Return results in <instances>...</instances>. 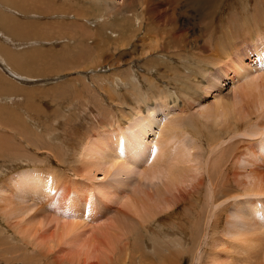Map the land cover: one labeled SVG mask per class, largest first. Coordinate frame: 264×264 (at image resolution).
<instances>
[{
    "label": "rangeland",
    "instance_id": "obj_1",
    "mask_svg": "<svg viewBox=\"0 0 264 264\" xmlns=\"http://www.w3.org/2000/svg\"><path fill=\"white\" fill-rule=\"evenodd\" d=\"M139 1H142V0H139ZM85 2L87 6V11L89 10L88 13H90L91 20L88 21L87 19L85 23H82L79 21L81 19L77 18L74 15L66 17V18H70V19H67V21L69 20L68 22H70L71 19L76 18L73 20V23L71 21L72 25H69L70 31L73 36V41H72V44H70L69 48L68 47L62 48L64 50L58 49L59 51H56V50L43 51L42 49L47 48V46L43 42L40 41V43L42 44L41 45L39 44V41H36V42L34 41L35 43L39 44V46L38 44H36L35 46L34 43L31 42V40L21 42V44H19L20 42H17L18 45L17 43H15V45L13 44L11 45L12 47L11 51L15 55L20 56L22 54L23 57H25L26 55L27 57H25V59L30 60V63H31L30 66H24L23 72L31 75V78L24 77L23 75L22 76L20 75L19 78L18 77L13 78V75L10 73V71L9 70H7L8 72L6 71L7 75H9V79L13 81L12 86L18 87L19 89H23L26 94H23V96H18V98H15L13 96L11 97L12 99H14L13 101H16L14 102V104L15 103L18 104L17 106H14V108L15 107L16 108L12 109V111L17 112L19 118L17 119L16 116L14 115L15 119L12 118V120H9L10 130H8V132L13 138H16V142L12 143L14 146L12 147L10 146L12 150L9 153V156L11 157L6 158V161L4 163L2 161L0 162V184L4 181L6 185V187L5 188L3 187V189L0 191L2 192L0 194V200L4 197L7 199V203L5 204L4 202H2V200L0 201L2 202L0 204H2V206H6L7 208L6 211H4L5 210L4 207H1L0 205V207L4 209L3 210L4 213H2V211L0 212V225L4 226L5 228L6 224L7 226L13 225V222L15 221V219H16V222H19V220L15 217L18 216L20 211H22V214L24 215L22 208H27V209L30 208L29 214H35V213H37L38 215L40 214L39 218L35 220L36 225H38V223L47 222L51 220V218L53 217L54 209L53 210L48 209L47 204L44 205L47 209L44 208L43 210H40L41 204L39 202L44 203L46 201L44 197L41 198L40 201L35 202L31 200L30 194L29 196L25 197L24 193L15 194L14 192L15 190L13 186L14 179L12 181L11 179L15 177V180L18 181V182L15 181V183L18 184L21 182V180L18 179V176L24 175L26 173H33L31 175L39 179L38 184H41L42 181L45 183L47 180H50L49 185L51 188H54V190L57 187H59V185H62V188L65 191L68 190V194L66 195L65 198L70 197L72 201H73V198L75 200L76 209H77L76 213L78 214V220L76 222L77 223L80 222L79 223L80 230L83 225H86L85 227L89 228L88 226L90 224L92 225L97 224L98 226H107L110 223H111L110 226L113 227L114 229L121 228V230H123V227H125L123 225L126 222L125 216H122L123 214L124 215L126 214L132 218L136 216L134 215V213H137V212H138V215H142L140 213H144L145 215L146 212L148 213L149 211H151L150 213L156 212V214H158L156 216H155V213L154 215L152 214L154 216L151 218L152 220L147 219L146 222H143L144 229H142V231L139 230L137 233L136 230H132V231L130 230V234L126 236L125 238L118 237L116 239L119 242L118 245L120 247V250H121V247L124 245H127L129 249H131L132 246L134 245L133 255L132 253H130L131 251L126 250L127 246H125V248L121 250V251L123 250L126 251V252L123 251L124 255H123L122 264H124V260L126 257H130L127 259L126 264H160V261H165L166 264H169L170 261H173L174 263H176L179 260L181 261L180 264H191V263L192 264H202V263L205 264L206 263L205 259H208L210 257L211 259L210 260L208 259L209 261L215 259L216 261L223 263L224 261L226 262L227 260V259H223V257L224 258L230 257V255H228L230 252H232L230 253L231 254L230 260L233 257L232 261L240 258L242 260L246 259L245 262H243L242 264H245V263L249 264L250 262L252 264H264V261H263L264 260V248H263L264 246L263 247H257V246L253 247L252 252L249 254V256H247L245 247H247L249 243L243 244L244 242H247L244 237H242V240H243L242 243L238 244L239 246L242 245L240 246V248L244 247L242 250L245 252L242 255L234 254L233 248L237 245V243L233 242L232 241L233 239L228 241L229 237H231V234L232 236L233 235L237 236L238 234H241L247 230L246 221L245 219H243V217H247V215H245L246 213L242 215L240 213L241 210H244L245 208L249 210V208H251V210H256L255 212H260V215L262 214L264 217V196L259 195L257 197L256 196L249 197V195L247 193H243V190H242L243 188H247L248 186H250L252 182H253L252 185H255V183L257 184L259 182V181L256 182L257 180L255 181V179L257 178L255 177L254 174H253V177H255V179L252 177V175L250 174L247 175V172H249L248 171L249 169L257 170L258 172H260V169H264V166L261 165V162L260 161L258 162L257 160L259 156L262 154L261 152H263L264 154V149H263L264 148V135L262 137L257 136L256 138H254V140L252 139L253 137H250L251 139H247L249 137H246V134L242 133V132L245 133V131H243L245 129L244 126L246 125L245 121L239 124H236V126L239 125V132H240L239 135L236 134L237 135L235 137L236 139L234 138L233 140H228L233 136L232 132H229L228 134L223 135L222 133L223 131H221L220 133H222L221 134L222 136L219 133V135L222 137L221 138L222 140L220 139L221 140L220 143H222L221 145L222 148L219 147L218 148L219 150L223 149L225 146L229 145V143L231 144L232 143L231 141L235 140L234 142H236V147L238 151L240 147H242L240 151L241 152L243 151L242 153L241 152L238 153L237 151L238 154L236 155L235 162L236 163L239 162V163L237 164L235 163L236 165L232 167V170L234 172L236 171V173L235 175L233 174L234 177L230 176V178L232 179H229L231 181V185L233 189H230L231 194L228 196L233 198V200L228 201V199L230 198L229 197L227 198V196L226 198L218 196V199H217L219 201V202L217 201L218 202L217 207H219L222 203H223L222 204L223 207H226L225 209L221 206L219 207V209L216 208L218 210L224 209L222 210V213H221V225L219 226V232L220 231L221 233L223 232V237L225 241L224 239L217 240V236L216 234L215 235L213 234L214 232H212L213 231L212 229L208 227L209 228L208 230V228L206 229L205 227H203L205 226L203 222H202L203 225L201 224V226L199 227L200 231L198 232L199 234H203L205 232L204 237H203L205 239L202 240V237H201L200 240L199 239L189 240V233L186 232L188 231V229L190 231V225L196 222L197 220V217H195L196 215L198 216L199 214L203 213L205 209L207 212L205 211L204 213H208V206H206L205 208V203H207L206 195L208 196V192H209L206 173L209 171L207 168L209 167L208 165H211V163L209 162V157H207V155L209 154L210 158L213 159V157L217 158L220 152L219 153L215 152L217 156L211 155L210 154L211 152L209 151H211L212 148L209 146V142L207 141V138L206 137L204 138V136H201V135H199L198 137L193 133L191 135L190 132H188V134L190 135L188 134L183 135L184 137H181L182 135L177 136V137L171 136L168 139L169 143L166 142L167 138H165L164 135H162L160 138L157 135V133L163 128V126L167 124L169 119H172L174 118V116L175 117L177 116V115H174L176 113L172 114L173 117L167 116L169 111L167 110L165 112L164 110L161 109V106H160L163 100L168 101V103L170 102L168 105L169 110H172L173 108L175 109V107L178 105L181 106L180 104L182 105L186 104L185 106L186 107L188 106L190 108V111L193 114H196L194 112L198 113L199 111H202V109H205L204 107L207 106L208 103L210 104L212 102V95L214 93L212 95L203 94L204 93L203 90L205 86L204 84L206 83L204 79L199 77L198 72L204 69H207V65L209 64L210 61H212L214 64V73L216 71V75H220V73L222 72V69H221L222 65L218 64L219 56H217L218 53L221 52V50H219L218 48L220 37L227 36L229 34L227 37L232 35L233 38L237 39L238 34L239 36H241L244 30L247 31V29L250 27H251L250 29H252L253 28L252 26L254 24H257L264 28V21L261 19L262 17L264 18V16H261V13L262 15H264L263 13L264 5H261L259 0H242V1L241 0H205V1L203 0H168V1L167 0H152L153 4L151 3L152 4L151 7H153V14L155 15L151 13L152 16H150L151 18L150 21L143 22V27H140V22L136 21V19L133 17L135 13L139 14V10L137 9L138 6H136L137 0H85ZM206 2L207 4H205ZM207 5L209 6L206 8ZM156 6L159 8H157ZM254 6H257V7L254 8ZM252 8H254L255 10ZM256 8L258 9V11ZM256 11L258 12V14ZM254 14L257 15V17L260 19H257V17L255 18ZM247 15L248 16L250 15V16L248 17ZM34 17L35 15L31 13V14H28L26 18L28 19L27 21H30V23H35V22L38 23L41 21L39 18H34ZM235 17L237 18V20L233 21V19L234 20L236 19ZM250 17L251 19H249ZM21 18L25 20L23 17ZM52 18L53 20L56 19V17H52ZM52 18H48V19L45 18V20L47 21L49 19L52 20ZM231 18H232V21H231ZM249 20L252 22H250ZM94 21H96V23ZM226 21L229 22L227 23L230 26H228L227 23H226L227 25H225ZM234 22L235 24H232ZM88 23L92 24L93 26ZM75 24L76 25L78 24L77 25L78 28L75 27ZM84 24L85 25L88 24L86 25L87 28ZM238 24H239V27H237ZM83 25L85 26L84 29H83ZM242 25H244V27ZM173 26L174 27L177 26V27L174 28ZM232 26L235 27L236 29H234ZM91 27L93 29H90ZM231 27L233 31H231ZM242 28H245V29L242 30ZM228 30L230 33L228 32ZM234 30L235 31L239 30L240 32L241 31L242 32L240 34V32L237 31L238 33L234 35V32H235ZM225 32L227 34H225ZM212 34H213V37H212ZM110 37L112 38V40H109ZM179 37H182L183 40L179 39ZM208 37L211 40H209ZM13 40L14 39H12L11 42ZM242 41H243L242 45H237L235 43V45L233 44L234 47H231V48H241L243 49L242 52H244L245 50L244 48H248V51L244 53L245 59L243 63H245L246 65L249 64V66L252 65L251 63H249V59L252 58V60H255L252 63L259 66L260 62L256 63V59L253 56L252 51L250 49V46L252 45V43H249V42L244 43V38H242ZM155 46H158V48L156 49L158 50V53L156 52L157 56L152 55V54L149 55L148 49L155 47ZM210 46L212 47V49ZM106 49H108V51ZM115 49H119V51L121 52V56H119V54L117 55L114 53ZM161 49L162 50L164 49V50L161 51ZM30 52L34 53V55L32 54L31 56ZM146 52L148 54H146ZM138 54H140V56ZM213 54L215 55V57L213 56ZM158 56L159 57L161 56V57L159 58ZM94 63H96V65ZM145 63H147V65ZM158 64L160 66H158ZM259 68L261 69V67ZM179 70L180 72H178ZM250 70L252 72L249 71V74H252L254 72L255 73L253 75L260 74L259 75L260 78L259 80L256 81V83L260 82L261 77L264 75V73H262L263 75L261 74V72H264L263 69L262 71L258 72L259 74L256 72L257 67H252ZM132 71L136 72L133 78L131 76ZM141 71H144V72H141ZM173 71H175V73ZM113 73L118 74V75L122 73L123 75L121 74V76L123 77L125 76V78L128 77V75L130 74L129 76L131 79L130 81H129V78L128 80L126 79V85H123V86L120 85L119 89H114L112 87L114 92L111 91L110 93L107 90L108 87L110 86H101L99 83L97 84L98 79H96L95 77L97 76V78H104V77H108L109 75L112 76ZM137 73H139V75ZM53 74H59V75H56L57 77L55 78L46 79V80L43 79L45 81H43L41 78L34 77V76H49ZM160 75L161 77H159ZM182 75H185V76L183 77ZM228 75L233 76V73H228ZM179 76H182V77H179ZM259 76H257V78ZM144 78L146 79L144 80ZM19 79H22V80L19 81ZM151 79L153 80L151 81ZM147 80H149V82H147ZM180 80H182L181 83L179 82ZM246 80L248 81V79ZM246 80L241 81L239 84H236L235 89L233 88L234 86L231 85L232 82H228V81L224 82L225 85H222L221 87L222 88L221 94L226 99L233 97V95L236 93L234 96L235 97L234 104L237 102L235 104V107L238 108L239 107L238 105H240L239 101H241L242 105L240 106H242L245 109V110L243 109L245 111V114L254 112L256 107L259 108L257 103H256L257 105L254 104V101H257L256 93L258 92H256L257 90H255L254 92L255 95L254 94L252 95L251 93L248 94L249 92L246 90L247 88ZM249 80H255V79L251 78ZM175 81L178 82L179 84L175 83ZM38 82H41V83H38ZM130 82H132L133 85ZM149 83H152V84L150 85ZM190 85L191 87H189ZM133 86L135 88L137 87L136 91ZM181 87L184 88V90ZM177 89L179 90L176 91ZM155 90L161 91L160 96L162 97V101L159 99L158 92H156L155 94ZM191 90L193 91L191 92ZM126 91L129 93H127ZM186 92L187 94H184ZM196 92L198 93L196 94ZM109 93L113 95V98H114L113 101L110 100L109 95H108ZM185 96L188 99H185ZM149 97H150V100H149ZM25 98L27 99V102ZM173 98L176 99L178 102L175 101ZM179 100H182V101H179ZM251 100H253L252 101L253 103H250ZM187 101H189L188 105H187L188 103ZM242 102H244V104ZM139 103L141 105H139ZM144 103L145 105H143ZM251 104H253L254 106L256 105V107H254ZM201 105L203 107H201ZM138 107L139 109H137ZM135 109H137L139 112L137 113V110ZM145 109H150L151 112L155 114L158 129L155 128L154 132L156 133L154 135H149L148 137L149 139L147 138L144 141L145 147L148 146V150H147L148 152L143 157L138 156L137 157L139 158L138 160L136 158L138 162L136 166H133L127 163L125 168L129 170H120L119 166L116 168H110L108 170L109 167L107 166L106 168V166H104L107 162V159H106L107 156L100 155L101 156L100 157V156L95 155L94 159H92L90 163L86 164V166L90 168H87V167L83 168V163L85 165V162L83 160H82L83 163L81 162L80 154H81L82 147L84 144L88 143V141H92L93 139L97 137L100 138V136H102V138L100 139L103 140V144L104 143L106 144L105 138H107L108 135H110L111 139L113 140V138H116L120 135V133L123 131L124 128H125L124 131H126L127 130L126 127L129 129L133 127L132 124L136 125L137 121H139V116H141L142 114L145 115V111H146ZM260 110L262 111L264 109H260ZM135 113L138 116V118L135 115ZM108 114L110 115V118L105 117V115L108 116ZM254 117L252 116L251 120ZM165 119H167V121ZM31 120H34L35 122H31ZM161 122L164 123V124L162 123L163 124L162 127L159 126L161 125L160 124ZM251 123L252 122L250 121V126H251ZM255 123L256 122H253V124ZM111 124L113 125L112 127L109 126ZM210 124L211 123L209 121L206 124L208 127L209 126L211 127L209 129H215V130L221 129V128L220 129L217 128V126L215 125H210ZM233 124L235 125V123ZM212 126H215V128L214 127L212 128ZM250 126L249 128H247L249 131L253 130L255 132H259L258 130H256L257 127L255 128V125L254 126L252 125L251 127ZM18 127H19V130H22L24 134L26 135L28 134L25 139L19 138L20 132L17 129ZM223 128L224 127H222V129ZM262 131H264V129ZM29 132H31L32 137L29 135ZM126 133L128 135V132ZM36 137L38 138L37 140H36ZM178 138H180V140ZM238 138H241V139H238ZM170 139L173 141L175 140L174 143L173 141H170ZM155 140H158L159 143ZM176 140H178V143ZM224 140L226 141L225 143H227L225 146L223 144L224 142H222ZM239 140L240 142L243 140L245 141V143L243 141L240 143ZM246 140L251 141L252 144L248 145L246 143ZM30 143L32 144L33 147L31 146ZM175 144L177 145L175 146ZM37 145H39L40 147ZM166 145H168V148ZM244 146L249 147V148H245ZM171 147H172V150H171ZM20 148L23 149L25 152H27L26 156L28 155L27 157H30V160H27L25 158H19V157L16 158L14 156L16 152H19L18 150H20ZM169 148H170V151H169ZM174 148H177V150ZM173 150L175 153L181 152L180 155L181 154L182 155H181L180 160L182 161V164L184 163L183 160H187L186 163L184 164L185 168L183 167L186 171L184 170L183 174L178 177L179 181L177 180V178L173 179L175 182L174 185L176 187L174 185L169 186V184H167L165 180L164 181L162 180L164 179L163 175L159 176V173L157 175L155 174L156 176H158V177H155L153 175L154 173L151 171V168H152L151 166L147 168H145L144 166V165H147L148 163H151L150 161L151 151H155V154L157 156V162L161 163V162H164V159H166L165 156H168L170 153L172 154ZM249 150L251 154L250 152L248 154ZM252 150H254L253 151L254 153L252 152ZM130 151H131V148H130ZM185 155H186V158L184 157ZM196 155H198L199 157ZM58 156L61 158H59ZM124 156L130 158L129 155L128 156L124 155ZM237 157L240 160L237 159ZM241 157H242V160H241ZM19 159H21V161H19ZM58 159L61 160L62 163H59ZM126 162H130V161L126 160ZM253 162L256 164V166L257 165L259 166L256 167L255 165H253L254 167H252L251 163ZM257 162L260 164H257ZM241 167H243L241 170L242 172H239ZM79 168L83 169V172L81 171L77 174L76 171ZM186 168H188V170ZM233 168L234 169L239 168V170H234ZM257 168H259V170ZM95 169L97 171H95ZM237 172L238 174L240 173L241 175L244 172L245 174L243 173V175H245V178L244 176H240V174L237 175ZM49 174L53 176V178H51ZM217 174H218V171H215L211 174V176L212 177L214 176L213 178H215ZM46 175L50 176L51 179ZM64 176L66 178H64ZM187 179L189 181H187ZM175 180L178 182H176ZM219 180H220L219 184H221V182L223 184L224 181L222 180V178H219ZM57 182L59 185L57 184L56 186ZM59 182H61V184ZM240 182L241 183L244 182L246 183V185H244L243 183L244 186L240 188L241 187ZM166 184L168 186H166ZM157 188H160V189H157ZM40 189L42 190V192H44L43 185H41ZM166 189H168L167 190L168 192L166 191ZM232 190L233 191L235 190V191L233 192ZM55 192L56 191L52 190L51 194H54ZM233 193L235 197L233 196ZM122 194L126 196H123ZM128 194H129V198L127 197ZM235 194H237L239 197L237 198L236 197L237 195ZM132 197H135L134 200L132 199ZM102 199H105V200H102ZM154 200L155 201L157 200V201L155 202ZM223 200L224 202H222ZM133 201H136L137 203L136 202L134 203ZM225 202L226 204H228V206L227 205L224 206ZM124 203H127V205ZM166 203H168L170 207L167 210L166 209L164 210L165 208L164 205H166ZM170 203L172 205H170ZM10 204H12L11 206L13 208L10 206ZM154 204H156L157 207ZM193 204L195 205L197 204V205L195 206ZM16 205L17 207H15ZM89 205L93 206L94 214L98 213V216H96L95 219L94 218L85 219V218L90 217ZM129 206H131V208H129ZM139 207H143V209L145 207V212H141L143 211V209L141 210ZM201 207H202V210H200ZM136 208H139V209L134 210ZM161 210H163V213L160 214ZM9 213H13V214H9ZM150 213L149 215H151ZM204 213L202 215H204ZM188 216L190 220H188ZM203 218H201L200 220L202 221ZM249 218L252 219V217H249ZM96 219H99L100 222L99 221L95 222ZM135 219H137V216ZM155 227L156 228L158 227L159 228L158 231L160 232L162 229L164 235L166 234L165 239L162 238L159 234L158 236H155L153 238L149 237L150 235L148 234L149 231L151 232V234L157 232V229ZM7 228H5L7 230L5 234L7 236L11 235V239H13L12 238L13 232H8ZM0 230H1V227H0ZM224 232H226L227 236H225L226 234L224 235ZM210 234L211 236H209ZM91 236L92 235L90 231H88L87 237H91ZM208 236L210 238L213 237L216 239L212 241L213 238L212 240L208 239L209 238ZM262 237L264 239V235ZM135 240L137 242H135ZM154 241L155 243H158V244L155 245ZM218 241L220 244L218 243ZM222 242H224V244ZM225 242H227V245ZM229 242L234 243L235 246H232V243H229ZM179 245H181V247ZM211 245L212 246L214 245L213 251L216 252V255L211 250ZM154 246H157V247H154ZM228 246H230L231 248L233 247V248L229 249L230 247ZM19 247L21 246H18V244L15 245V243L11 241L12 251L19 249ZM179 247H180V253L177 252V250H179ZM215 247L217 251L214 250ZM181 248L183 250H181ZM224 248L226 252L225 251L223 252ZM186 249L188 251H186ZM190 249H191L190 253H192V255L189 253ZM221 250L223 253H221ZM228 250L230 251L229 253L227 252ZM153 251H157V253ZM183 251L184 253H182ZM210 251L212 254L210 253ZM195 252H197V254ZM125 253H127V256ZM226 253H228L227 256H226ZM65 254H66L65 257L69 258V257H72L74 253L71 254L69 252L68 253L65 252ZM65 254L61 253L60 255L64 257L63 255ZM232 254L234 255L232 256ZM209 255H213V257ZM120 256L122 255L120 254ZM140 256L141 258H139ZM167 256H170L171 258H168ZM82 258L84 257L80 255L79 260H81ZM82 261L83 259L81 260V262L73 263V264H81ZM107 263L111 264L109 262ZM113 264H119V262L115 261Z\"/></svg>",
    "mask_w": 264,
    "mask_h": 264
},
{
    "label": "bare ground",
    "instance_id": "obj_2",
    "mask_svg": "<svg viewBox=\"0 0 264 264\" xmlns=\"http://www.w3.org/2000/svg\"><path fill=\"white\" fill-rule=\"evenodd\" d=\"M203 1H205V0H203ZM153 2H155V1H153ZM259 2H260L261 5H264V0H259ZM151 3H152V0H142V1L137 0V2H136V6H138L137 9L139 10V14L135 13L133 17L136 19V21L140 22V27H143V22H145V21L149 22L150 19H151L150 18V16H152L151 13L153 14V7H151V5L153 3L152 4ZM205 4H207V2ZM211 4H212V2H211ZM209 5H207L206 8ZM255 7H257V6H254V8ZM157 8H159V7H157ZM254 8H252V9H254ZM245 10H247V9H245ZM88 11H87V6H86L85 0H0V162L2 161L4 163L6 161V158L11 157V156H9V153L12 150L11 147L14 146L12 143L16 142V138H13L10 135V133L8 132V130H10L9 120H12V118L15 119L14 115L16 116L17 119L19 118L17 112L12 111V109L16 108V107L14 108V106H17L18 104L17 103L14 104V102H16V101H13L14 99H12L11 97L13 96L15 98H18V96H23V94H26L23 89H19L18 87L12 86V82L13 81H11V79H9V75H7L6 71L9 70L10 73L13 75V78L14 77H18L19 78L20 75L21 76L23 75L24 77L31 78V75L23 72L24 66H30V64H31L30 60L25 59V57H27L26 55H25V57H23L22 54L20 56L15 55L11 51V49H12L11 45L12 44L15 45V43H17V42H20L19 44H21V42L31 40V42L34 43L35 46H36V44H38V43H35L36 41H39V44H41L40 41L43 42L47 46L46 49H42L43 51H48V50L59 51L58 49L61 50L62 48H66V47L69 48L70 44H72V41H73V36H72L71 31H70L69 25H72L73 20L76 19V18L71 19V21H72V23H71V21L70 22H68L69 20L67 21V19H70V18H66V17L74 15L77 18L81 19V20H79L80 22L85 23L87 19H88V21L91 20L90 13H88ZM257 11H258V9H257ZM31 13H33L35 15L34 18H39L41 21L38 22V23H36V22L35 23H30V21H27L28 19L26 17L28 16V14H31ZM257 14H258V12H257ZM153 15H155V14H153ZM261 16H264V15H262V13H261ZM21 17H23L25 20H23ZM52 17H56V19L53 20ZM243 17H244V15H243ZM256 17H257V15H255V18ZM45 18L46 19L52 18V20L49 19L47 21V20H45ZM249 19H251V17ZM257 19H260V18L257 17ZM261 19L264 21L263 17ZM100 20H101V18H100ZM227 20H229V19H227ZM236 20H237V18L235 20L233 19V21H236ZM133 21H135V20H133ZM231 21H232V18H231ZM94 22L96 23V21H94ZM97 22H99V21H97ZM227 22L228 21L225 22V25H227L229 23V22L228 23ZM250 22H252V21H250ZM237 23H238V21H237ZM244 23H246V22H244ZM88 24H90V23H88ZM88 24H86V25H88ZM232 24H235V22L232 23ZM77 25L75 24V27L78 28ZM84 25H83V29L86 26V25L85 26ZM90 25H92V24H90ZM100 25H102V24H100ZM228 26H230V25L228 24ZM242 26L244 27V25H242ZM249 26H250V24H249ZM176 27H174V28H176ZM232 27H231V31H233ZM237 27H239V24H238ZM252 27H253L252 29H250L251 27L248 28L247 31L244 30L245 28H242V30H244L245 34H244V32H243V34H241L242 31L240 32L239 30H237L241 34V36H239V34H238V38L237 39L233 38L232 35L227 37L229 34L227 36H221L220 37L218 48H219V50H221V52L218 53V55H217V56H219L218 64L222 65V67H221L222 72L220 73V75H216V71L214 73V64H213L212 61H210L209 64L207 65V69H204V70L198 72L199 77L204 79L205 83H206V84H204L205 86H204V90H203L204 93L203 94L212 95L214 93L212 95V102L210 104L208 103L207 106L204 107L205 109H202V111H199L198 113L194 112L196 114H193L190 111V108L188 106L187 107L185 106L186 104L185 105L180 104L181 106L178 105L179 107L176 106L175 109L173 108L172 110H169L168 109V105H169L170 102L168 103V101H166V100L162 101V97L160 96L162 90L161 89H160L161 91H159V90L156 91L155 90V94H156V92H158L159 99L162 101V102L160 101L161 102V104H160L161 109L164 110L165 112L167 110L169 111L167 116L168 117L169 116L173 117L172 114H174V113H176L174 115H177L176 117L174 116V118L169 119L167 124L165 123L166 125H164L163 128L157 133L159 138L162 135H164V137L167 138L166 142L169 143L168 139L171 136H176L177 137V136H181L182 135L181 137H184L183 135H186V134H188V132H190L191 135L193 133V134H195L198 137H199V135H201V136H204V138L205 137L207 138V141L209 142V146L212 148L211 151L208 150L209 152H211L210 153L211 155H213V156L216 155L217 156L216 153L220 152L218 154L217 158L213 157V159L210 158L209 154L207 155V157H209V162L211 163V165H208L209 167L207 169L209 171L206 173L209 192H208V196L206 195L207 203H205V208H206V206H208V213H204L206 211V209H205L204 212L202 211L204 213V215H202L203 213H201L198 216L197 215L195 216V217H197L196 222H194L192 225H190V231H189V229H188V231H186V232L189 233V240H191V239H194V240H198L199 239L200 240L201 237H202V240L205 239V238H203L204 237V233H205L204 230H203V232H204L203 234H199V232H198V231H200L199 227L201 226L202 222H203V224H205V226H203V227H205L206 229L209 227L210 229L213 230V231L212 230L211 231L214 232L213 233L214 235L216 234L217 240H223L224 239L223 232L222 233H221V231L219 232V226L221 225V213H222V210H224L226 207H223V205H222L223 203L222 204L219 203V204H221L220 206L223 207L224 209L221 208L222 210H218L220 206L218 205L219 207H217V203L219 202L217 199H218V196H221V197H224V198H226V196H227V198H228L229 197L228 195L231 194L230 189H233V187H232L231 181L229 179H232V178H230V176L234 177V175L236 173V171L234 172L232 170V167H234L237 163H239V162H237V163L235 162V158H236V155L239 152H241L240 149L242 147H240V149L238 151V149L236 147V142H234L235 140L231 141L232 142L231 144L229 143V145L225 146L227 143H225L226 141L224 140L222 142H224L223 144H224L225 147L224 146L223 147L225 149L223 148V149L219 150L218 149L219 147L222 148V146H221L222 143H220V141L222 140L221 139L222 138L221 134L223 133V135H224V134H228L229 132H232L233 136L230 139H228V140H233L237 135L240 134L239 125L236 126V124H239V123L245 121L246 125L244 126L245 129L243 130V131H245V133L244 132H242V133L246 134V137H249L247 139H251L250 137H253L252 139L254 140V138H256L257 136L258 137H260V136L262 137L264 135V131H262L264 129V110H262V111L260 110V109H264V75L262 74L264 72H261V74L263 75L261 77V81L256 83V81L259 80V78H260V76H259L260 74L258 72L262 71V69L264 71V28L259 26V25H257V24H254ZM86 28H87V26H86ZM233 28L236 29L235 27H233ZM90 29H93V28L91 27ZM211 29H209V30H211ZM237 31L234 32V35H236V33H238ZM226 32H225V34H227ZM228 32H229V30H228ZM76 33H78V32H76ZM216 33H217V31H216ZM182 37H179V39H182ZM212 37H213V34H212ZM242 38H244V43H247V42L252 43V45L250 46V49L252 51L253 56L256 59V63L260 62L259 66H257L254 63H252V62L255 61V60H252V58L249 59V63H251L252 65L249 66V64L246 65L245 63H243L244 59H245L244 58V53H246L248 51V48H244L245 49L244 52H242L243 49H241V48H231V47H234L235 43L237 45H242V43H243ZM12 39H14V40L11 42ZM101 40H103V39H101ZM109 40H112V38L110 37ZM209 40H211V39L209 38ZM215 41H216V39H215ZM99 42H98V44H99ZM215 43H217V42H215ZM39 44H38V46H39ZM17 45H18V43H17ZM112 48H110V49H112ZM157 48H158V46H155V47H152V48L148 49L149 55L152 54V55H156L157 56V53H158V50H156ZM160 48H162V47H160ZM120 49H121V47H120ZM211 49H212V47H211ZM62 50H64V49H62ZM106 50L108 51V49H106ZM163 50L161 49V51H163ZM114 53L117 54V55L119 54V56H121V52L119 51V49H115ZM32 54L34 55V53L30 52L31 56H32ZM146 54H148V53L146 52ZM138 55L140 56V54H138ZM193 55H194V53H193ZM183 56H184V54H183ZM213 56L215 57L214 54H213ZM163 57H164V55H163ZM169 60H170V58H169ZM180 62H181V60H180ZM94 64L96 65V63H94ZM145 64L147 65V63H145ZM181 65H183V64H181ZM158 66H160V65L158 64ZM252 67H257L256 72L259 75H253L255 73L254 72L255 70L253 71L254 73L249 74V71H251L250 69ZM259 67H261V69ZM141 72H144V71H141ZM173 72L175 73V71H173ZM178 72H180V70ZM228 73H233V76L228 75ZM121 74L118 75V74H114L113 73L112 76L111 75H109V76L107 75L108 77H104L103 76L104 78H97V76H96L95 78L98 79L97 80V84L99 83L101 86H110V87H108L107 90L111 93V91H113V88L114 89H119L120 85H122V86L126 85V79L128 80V78H129V81H130V79H131L130 76H129L130 74L126 78H125V76L124 77L121 76ZM135 74H136V72H134V71L131 72L132 78L135 76ZM137 74L139 75V73H137ZM27 75H29L30 77L27 76ZM56 75H59V74H53V75H49V76H34V77H38V78H41L42 80L43 79L46 80V79L55 78V77H57ZM174 75H176V74H174ZM182 76L184 77L185 75H182ZM182 76H179V77H182ZM257 76H259V77L257 78ZM159 77H161V75ZM174 77H176V76H174ZM174 77H173V79H174ZM251 78H253L255 80H249ZM139 79H141V78H139ZM145 79L146 78H144V80ZM246 79H248V81ZM20 80H22V79H19V81ZM38 80H40V79H38ZM45 80H43V81H45ZM152 80L153 79H151V81ZM244 80H246V87H247L246 90L249 92L248 94L251 93L252 95L253 94L255 95V93H254L255 90H257L256 92H258V93H256L257 94V98L255 97L257 101H254V104L257 103L259 108L256 107L257 104L255 106L253 104H251L254 107H256V109L254 108L256 112L254 111V112H250V113H246L245 114V111H244L245 109L242 106H240V105H242L241 101H239V103H240V105H238L239 107L238 108L235 107V104L237 102L234 104V99H235L234 96H235L236 93L233 95V97L229 98L230 100L226 99L221 94V90H222L221 87H222V85H225L224 82H226V81L232 82L231 85H233L234 86L233 88L235 89L236 88V84H239L241 81H244ZM147 82H149V80H147ZM179 82L181 83L182 80H180ZM38 83H41V82H38ZM42 83H44V82H42ZM130 83L132 84V82H130ZM175 83H178V82L175 81ZM94 84H93V86H94ZM149 84L151 85L152 83H149ZM172 86H173V84H172ZM189 87H191V85ZM104 88H106V87H104ZM136 88H135V91H136ZM152 88H154V87H152ZM158 88H160V87H158ZM176 88H177V86H176ZM182 89L184 90V88H182ZM178 90L179 89H177L176 91H178ZM148 91H150V90H148ZM192 91L193 90H191V92ZM211 91H213V92H211ZM191 92H190V94H191ZM110 93L108 94L109 98H110L111 101H113L114 100L113 95H111ZM127 93H129V92H127ZM197 93L198 92H196V94ZM184 94H187V92L184 93ZM188 94H189V92H188ZM193 94H194V92H193ZM133 96H134V94H133ZM170 98H168V99H170ZM185 99H188V98L185 96ZM10 100H11V102H10ZM17 100H19V99H17ZM149 100H150V97H149ZM174 100L177 101L176 99H174ZM179 101H182V100H179ZM252 101L253 100H251L250 103H253ZM26 102H27V99H26ZM187 102L186 103L188 105L189 101H187ZM242 103L244 104V102H242ZM183 104H184V102H183ZM139 105H141V104L139 103ZM143 105H145V103ZM190 105H191V103H190ZM251 105H250V107H251ZM192 107H193V105H192ZM201 107H203V106L201 105ZM137 109H139V107ZM137 109H135V110H137ZM250 109H252V108H250ZM145 110H146L145 111V115L142 114L141 116H139V121H137L136 125L132 124L133 125L132 128L128 129L126 127V129H127L126 131H124V129H125L124 128L123 131L120 133V135L118 137H116V138H113V140L111 139V136L108 135L107 138H105L106 144L105 143L103 144V140L100 139V138H102V136H100V138L97 137V138L93 139L92 141H88V143L84 144L83 147H82L81 154H80L81 162L82 163H83V161L85 162V165L83 163V168L84 167L90 168V167L86 166V164L90 163V161L92 159H94L95 155H97V156H100V155L101 156H107V158H106L107 162H106V164L104 163L105 164L104 166H106V168L108 166L109 167L108 170L110 168H116L118 166L120 167V170H129V169L125 168L127 163H129V164H131L133 166H136L138 164L137 160L139 159L137 157L138 156L143 157L148 152L147 151L148 150V146L145 147L144 141L149 137V135H154L156 133V132H154V130H155V128H157V122H156L155 114L152 113L150 109H145ZM138 112L139 111L137 110V113ZM135 115H136V113H135ZM252 116L253 117L255 116V117L251 120ZM105 117L106 118L107 117L110 118V115L109 114H108V116L105 115ZM137 118H138V116H137ZM165 120L167 121V119H165ZM208 121L211 123L210 125H215V126H217V128H219V129L221 128V129L220 130L209 129L211 127L210 126L208 127L206 125ZM250 121L252 122L251 126L255 125V128L256 127L258 128V129L256 128V130H258L260 133L259 132H255L253 130L249 131L247 129L250 126ZM31 122H35V121L31 120ZM253 122H256V123L253 124ZM162 123L163 122H161L160 123L161 125H159V126L162 127V125L164 124V123L163 124ZM233 123H235V125ZM109 126L112 127L113 125L111 124ZM215 126H212V128L213 127L215 128ZM222 127H224V128L222 129ZM17 129L19 130V127ZM221 131H223V132L220 133ZM19 132H20V137H19L20 139H25L26 136L28 135V134L27 135L24 134L22 130H19ZM126 132H128L129 137H128ZM110 133H112V132H110ZM117 133H118V131H117ZM219 133H220L221 136L219 135ZM190 134H188V135H190ZM29 135L32 137L31 132H29ZM115 136H117V135H115ZM190 137H192V136H190ZM10 138H11V140H10ZM180 138H178V139L180 140ZM37 139L38 138L36 137V140ZM171 139H170V141H173ZM238 139H241V138H238ZM155 141H157L159 143L158 140H155ZM174 141H173V143H174ZM176 141L178 143V140H176ZM239 142H240V140H239ZM243 142L245 143V141H243ZM246 143L248 145L252 144V142L248 141V140H246ZM176 145L177 144H175V146ZM31 146H32V144H31ZM37 146H39V145H37ZM166 146L168 148V145H166ZM104 148H105V150H104ZM130 148H131V151H130ZM245 148H249V147H245ZM174 149L177 150V148H174ZM171 150H172V147H171ZM18 151L19 152H16V154H14V156L16 158L19 157V158H25L27 160H30V157H27L28 155L26 156L27 152H25L21 148ZM48 151H50V150H48ZM169 151H170V148H169ZM237 151H238V153H237ZM253 151L254 150H252V152ZM249 152H250V150L248 151V154H249ZM173 153H175L174 150L172 151V154L170 153L168 156H165L166 159H164V162L160 161L161 163H158L155 151H151V153H150V158H151L150 161H151V163H148L147 165H144L145 168H147L149 166L152 167L151 171L154 173L153 175L155 177H158V176H156L158 173H159V176L163 175L164 179H162L161 177L160 178L163 181L165 180V182L167 184H169V186L174 185L175 182H174L173 179L177 178V180H178V177L183 174V172L185 170L184 169L185 168L184 164L187 161V160H183L182 159L183 162H184L182 164V161L180 160L181 155H182V154L180 155L181 152H178V153H175V154H173ZM256 153H257V151H256ZM261 153L262 154L259 156V158L257 160H258V162L260 161L261 165L264 166V154H263V152H261ZM250 154H251V152H250ZM124 155H126V156L129 155L130 158L125 157ZM191 156H193V155H191ZM196 156H198V155H196ZM249 156H251V155H249ZM184 157L186 158V155ZM55 158H57V157H55ZM59 158H61V157H59ZM136 158H137V160H136ZM239 158H240V156H239ZM239 158L237 157V159H239ZM126 160H128L130 162H126ZM241 160H242V157H241ZM19 161H21V159H19ZM200 161H201V159H200ZM207 161H208V159H207ZM58 162L62 163V161L59 160V159H58ZM258 162H257V164H260ZM253 163H251L252 167H254L253 165L256 166V164L255 163L253 164ZM257 166H259V165H257ZM188 168H186V169L188 170ZM242 168L243 167H241L240 170H239V168L238 169H234L233 168V169L234 170H239V172H242L241 171ZM257 169L259 170V168H257ZM108 170H106V171H108ZM81 171L83 172V169L79 168L76 171V173L78 174ZM95 171H97V170L95 169ZM215 171H218V174H217V176H215V178H213L214 176L212 177L211 174L213 172H215ZM248 171L249 172H247V175L250 174L253 177V174H254L257 179H255V177H253V178L255 179V181L257 180L256 182L259 181L258 182L259 184L255 183V185H252L253 182H252V184L250 183L251 184L250 185L251 188H250V186H248V187L246 186L247 188H243L242 189L243 193H247L249 195V197L250 196H256L257 197L259 195L264 196V180H263L264 179L263 178L264 177V169H260V172H258L257 170H252V169H249ZM256 172H258V173H256ZM243 173H242V175L240 173L239 174H240V176H244V178H245V175H243ZM31 174H33V173H26V174L20 175V176L17 175L18 179L21 180V182L18 183V184L15 183V181H16L15 177H13L11 179V181L14 179L13 186L15 188V190H14L15 194L16 193H20V194L24 193L25 197L29 196V194H30L31 200L35 201V202L36 201H40V199L44 197L46 199V201L44 203L39 202L41 204L40 205L41 206L40 210H43L44 208H46L44 205L47 204L48 205V209H50V210L54 209L53 217L49 221L45 220V221H47L49 223L44 222V223H46V224H44L42 222V223H38V225H36L35 220H37V218H39L40 214L39 215L37 213L29 214L30 208L29 209L22 208L24 215L22 214V211H20L18 216L15 217V218H17L19 220V222H16V219H15V221L13 222V225H11V226H9V225L7 226V224L5 225L6 226L5 228L8 227L7 228L8 232H13V234L11 233L13 239H11V235L7 236L5 234V232L7 230L4 228V226L0 225V227H1V230H0V264H43V263H45V264H52V263L53 264H73V263L81 262L82 259H83V261H82L81 264H106L107 262L113 264L115 261H118L119 264H122L123 255H124L123 251H125V250H123V251H121V250L124 249L125 246H127V245H124V246L121 245L122 247H121V250H120V247L118 245L119 242L116 239L118 237L125 238L126 236H128L130 234V230L131 231L132 230H136L137 233H138L139 230L142 231V229H144V225H143L144 223L143 222H146L147 219H151L152 217H154L153 216L154 213H155V216L158 215V214H156V212L150 213L151 211H149L148 213L146 212L145 215H144V213H140L142 215H138V212L136 211L137 213H134V215L137 216V219H135L136 216H134L132 218V217L126 215V214L125 215L123 214L122 216H125V218H126L125 219L126 220V222H125L126 224L124 223L123 226H125V227H123V230H121V228L114 229L113 227L110 226L111 223L109 225H107V226H98L97 224H93V225L90 224L88 226L89 228L85 227L86 225H83L81 230H80V227H79V223L80 222H78V223L76 222L78 220V214L76 213L77 209H76L75 200L73 198V201H72L70 197L65 198L66 195L68 194V190L65 191L62 188V185H59L58 182L56 183V186L58 184L59 187H57L54 190V188H51L50 185H49L50 184V180H47L45 183L42 181L43 183L41 182V184H38V180L39 179L36 178L35 176L31 175ZM239 174L237 172V175H239ZM51 175H52V173H51ZM46 176H48V175H46ZM50 176H48V177L50 178ZM58 176H60V175H58ZM195 177H196V175H195ZM258 177H260V178H258ZM51 178H53V176H51ZM64 178H66V177L64 176ZM219 178H222V180L224 181L223 184H222V182H221V184H219V182H220ZM261 178H263V179H261ZM161 179H159V180H161ZM188 179H187V181H189ZM54 180H55V178H54ZM178 181H176V182H178ZM16 182H18V181H16ZM241 182H242V180H241ZM241 182H240L241 187L239 185L240 188H242V186L246 185V183L243 182L244 183V185H243V183H241ZM59 183L61 184V182H59ZM167 184H166V186H168ZM41 185H43V190H44L45 193L42 192V190L40 189ZM177 186H179V185H177ZM3 187L4 188L6 187L4 181L0 184V191L3 189ZM157 187H159V186H157ZM7 189H9V188H7ZM157 189H160V188H157ZM52 190L56 191V192L54 194H51ZM167 190L168 189H166V191ZM158 192H159V190H158ZM1 193L2 192H0V194ZM175 193H176V191H175ZM249 193H251V194H249ZM235 195H237V194H235ZM123 196H126V195H123ZM233 196H234V193H233ZM127 197L129 198V194H128ZM236 197L238 198L239 196L237 195ZM134 198L135 197H132L133 200H134ZM229 198L230 199H228V201L229 200L230 201L233 200V198H231V197H229ZM1 200H2V202H4V204L7 203V199L5 197L2 198ZM102 200H105V199H102ZM158 200H159V198H158ZM2 202H0V203H2ZM133 202L135 203L136 201H133ZM222 202H224V200ZM124 204L127 205V203H124ZM156 204H154V205L156 206ZM158 204H160V203H158ZM0 205H1V207H4V209H5L4 210V209H2L0 207V212L2 211V213H4V211H6L7 208H6V206H2V204H0ZM11 205L12 204H10V206ZM170 205H172V204L170 203ZM193 205H195V204H193ZM226 205L228 206V204H226V202H225L224 206H226ZM131 206H129V208H131ZM164 206H165L164 210L165 209L167 210L170 207L168 203H166V205H164ZM15 207H17V205ZM89 208H90V212H89L90 217L89 218H85V219H93V218L95 219L96 216H98V213L94 214L93 206L89 205ZM139 208L141 210L143 209V207H139ZM139 208H136L134 210H138ZM216 208H218V209H216ZM191 209H192V207H191ZM146 210H147V208H146ZM200 210H202V207H201ZM189 211H188V213H189ZM255 211L256 210H251V208H249V210L247 208H245L244 210H241V212H240L242 215H244L245 213H246L245 215H247V217H243V219H245V221H246L247 230L244 231L241 234H238L237 236L236 235L232 236V234L230 233L231 237H229L228 241L233 239L232 241L237 243V245L235 246L234 243L229 242V243H232V246H235L234 248L232 247L234 254H241L242 255L246 251L247 256H249V254L252 252L253 247H255V246L263 247L264 246V239L262 237L264 235V217H263L262 214L260 215V212H255ZM141 212H145V207H144L143 211H141ZM13 213H9V214H13ZM149 213L151 215H149ZM161 213H163V210H161L160 214ZM49 214H51V213H49ZM9 216H11V215H9ZM248 216L252 217L253 220L250 219ZM201 218H203L202 221L200 220ZM188 220H190L189 216H188ZM98 221H99V219L95 220V222H98ZM122 221H123V219H122ZM209 228H208V230H209ZM156 229H157V232H156L157 234L156 233L151 234L150 231L149 232L147 231L148 234H150L149 237L153 238L155 236H158V234H159L162 238L165 239L166 234L164 235L162 229H161L162 233L160 231H158L159 230L158 227ZM49 231H50V233H49ZM88 231H90V233L92 235L91 237H87ZM225 234H226V232H224V235ZM167 236H168V234H167ZM209 236H211V234ZM225 236H227V234ZM242 237H244L245 240L247 241V242H244L243 244L249 243L248 246L245 247V251L242 250L244 247L240 248V246H242V245H240V246L238 245V244L242 243V241H243ZM212 238L213 237H211V238L209 237L208 239L212 240ZM214 239H216V238H213L212 241H214ZM11 241L14 242L15 245L18 244V246H21V247H19V249H16V250L12 251V249H11ZM224 241H225V239H224ZM135 242H137V241L135 240ZM209 242H210V240H209ZM185 243H186V241H185ZM194 243H196V242H194ZM200 243H202V242H200ZM218 243H219V241H218ZM222 243L224 244V242H222ZM225 243L227 245V242H225ZM154 244L156 245L158 243H155V241H154ZM133 246H132L131 249H129L128 246H127V249H126L128 251H131L130 253H132V255H133ZM179 246L181 247V245H179ZM213 246L211 245V250L212 251H213ZM154 247H157V246H154ZM175 247H176V245H175ZM180 247H179V250H177V252H179V253H180ZM218 247H219V245H218ZM228 247H230V246H228ZM182 248H181V250H183ZM232 248L230 247L229 249H232ZM187 249H186V251H188ZM214 250L217 251L216 247H215ZM222 250H221V253H223L225 251V248H224L223 252H222ZM190 251H191V249L189 250V253H190ZM65 252H67V253L69 252L71 254L74 253V254H73L72 257L66 258L65 257L66 256ZM80 252H81V254H80ZM153 252L157 253V251H153ZM227 252L229 253L230 251L228 250ZM261 252H263V251H261ZM61 253L65 254V255H63L65 258L60 255ZM182 253H184V251ZM195 253L197 254V252H195ZM210 253H211V251H210ZM214 253L216 255V252H214ZM228 253H226V256H227ZM230 253H232V252H230ZM230 253L228 254V255H230V257H226V258L223 257V259H227L226 262L224 261L223 263L222 262L220 263L219 261H216L215 259L209 261L211 259V257L210 258H208V257L209 256L213 257V255H209L207 257L209 260L205 259L206 260L205 264H239V263L242 264L243 262H245L246 259L242 260L240 258L237 259V260L232 261L233 257L230 260V258H231V254ZM120 254L122 256H120ZM125 254L127 256V253H125ZM190 254L192 255V253H190ZM234 254H232V256ZM80 255L84 257L81 260H79ZM223 255H225V254H223ZM241 255H239V256H241ZM167 257L171 258L170 256H167ZM217 257H215V258H217ZM128 258H130V257H126L125 258L124 264H126V261H127ZM139 258H141V256ZM135 259H137V258H135ZM192 259H194V258H192ZM252 260H253V258H252ZM247 261H248V259H247ZM172 262L173 261H170L169 264H180L181 261L179 260L176 263H174V262L172 263ZM253 262H254V260H253ZM160 264H166V262L165 261H160ZM245 264H247V263H245ZM249 264H252V263L250 262Z\"/></svg>",
    "mask_w": 264,
    "mask_h": 264
}]
</instances>
